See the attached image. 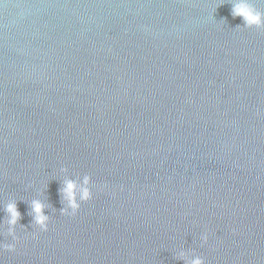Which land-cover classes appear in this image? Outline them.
Wrapping results in <instances>:
<instances>
[{"label": "water", "instance_id": "95a60500", "mask_svg": "<svg viewBox=\"0 0 264 264\" xmlns=\"http://www.w3.org/2000/svg\"><path fill=\"white\" fill-rule=\"evenodd\" d=\"M230 12L0 0V244L15 243L0 264H264V28ZM63 168L94 185L75 216L59 213Z\"/></svg>", "mask_w": 264, "mask_h": 264}, {"label": "clouds", "instance_id": "9594fccd", "mask_svg": "<svg viewBox=\"0 0 264 264\" xmlns=\"http://www.w3.org/2000/svg\"><path fill=\"white\" fill-rule=\"evenodd\" d=\"M231 16L235 19L237 17L242 19V24L237 25V28H264V11L258 10L250 0H230ZM65 173L61 182V187L58 189L61 197L62 207L59 213L64 216H75L79 211L81 204L93 198V183L91 176L85 174L82 178H71L67 175V169H61ZM41 192L37 198L29 202L30 214L32 216V226L39 231H48V225L51 219L50 214H46V210L50 212L56 211L52 205L43 197ZM4 212L7 216L6 223L8 225L7 235L16 241V225L21 220V212L18 210L17 201L11 200L4 205ZM35 237V233L33 234ZM203 242H207L208 235L205 233L201 237ZM0 250L15 251V243L0 244ZM178 259L185 260V264H205L203 257L199 255H192L188 258V253L181 250L177 253Z\"/></svg>", "mask_w": 264, "mask_h": 264}]
</instances>
